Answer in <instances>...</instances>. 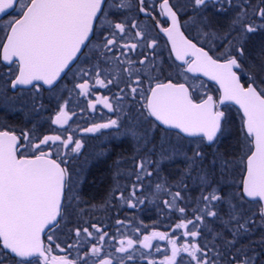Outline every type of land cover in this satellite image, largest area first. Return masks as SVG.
I'll return each mask as SVG.
<instances>
[{"label":"snow or ice","instance_id":"snow-or-ice-1","mask_svg":"<svg viewBox=\"0 0 264 264\" xmlns=\"http://www.w3.org/2000/svg\"><path fill=\"white\" fill-rule=\"evenodd\" d=\"M138 4L141 13L155 19L144 6L145 0H138ZM113 7L130 10L131 0H120L119 3H109V0H0V14L10 15L9 10L18 12V16L5 25V42L0 43V60L16 65L14 78L10 79L11 89L31 86L39 92L47 86L55 92L62 74L72 70L70 65L78 55H88L82 53V49L88 47L97 25L100 28L107 25L115 30L103 38V47L109 51L117 45V33L124 34L129 27L136 29L135 36L148 48L155 50L158 47L157 39L151 38L147 28H141L137 23H114L109 19V9ZM230 7L239 10L228 26L214 28L208 10L214 8L216 14H220ZM159 15L166 18L168 26L161 25L159 20H156V26L167 36L171 52L181 62L177 66L178 74L201 73L219 85L221 95L215 98L205 93L198 102L185 83H174L172 79L160 81L148 76L142 68L134 69L133 62L128 60L129 66L123 72L129 78L135 74V79L127 85L129 95L133 100L139 96L143 103L139 109L132 106L127 111L121 109V115L116 119L94 123L84 131L98 133L102 129L123 128L124 135L136 142L138 150H144L145 158L139 160L137 167L148 176L152 172L146 169V163L159 167L165 161L181 159L184 167L178 186L187 189L185 181L195 179L201 188L202 206L198 211L202 215H196L195 220L181 218L175 225L174 231L183 230L182 236L192 238L183 243H178L179 237L172 238L168 233L157 231L144 235L139 241L130 237L120 239L116 252L127 255L116 259V264L132 260L130 250L138 243L151 249V242L157 238L167 240L171 245V254L165 255L159 264H178V258L179 264H185L182 254H187V264H221L225 253L215 246L216 239L223 241L227 264H264V235L246 245L240 243L241 237L250 236L254 227L264 228V41L249 47L252 36L264 33V0H259L256 6L250 0H243L239 5L234 4V0H187L186 3L160 0ZM189 24L196 30L195 39H190L182 30ZM202 43L209 47L206 49ZM123 47L134 51L138 44ZM152 55H155L154 51ZM147 61L145 56L139 64L147 67ZM151 71L160 69L152 63ZM145 76L154 81L146 89L143 86ZM242 76L246 77L243 82ZM95 77V84L105 88L121 79L119 73L107 81L100 78L99 72ZM77 87L82 95H88L91 85L85 81ZM14 100L7 91L0 92V105L11 106ZM229 103L239 106L241 122L234 143L221 148L225 138L233 134L226 112L222 110V106ZM97 104L115 111L108 96L97 97L89 107L95 111ZM66 107L65 104L61 108L53 123L61 127L68 123L72 117ZM154 121L178 130L179 142L170 139L171 134L160 129ZM160 131L163 135L157 140L156 133ZM180 133L198 139L185 143ZM188 144L194 147H188ZM57 145V158H53V146ZM69 145H73L71 153L77 154L84 147L71 135L66 138L45 135L33 143L28 132L17 135L14 131L0 130V252L12 254L14 264H114L115 254L104 252L103 242L108 233L95 224L91 227L99 234V246L91 244L90 249L83 255L78 253L76 259L53 254L54 229L70 215L72 202H79L78 187L83 182L81 174L69 172L67 159L60 155L59 149H68ZM209 148L211 152L207 151ZM151 156L158 159L153 161ZM141 178L138 173L136 179ZM156 187L170 191L161 184ZM136 189L137 185H133L131 195L142 204L144 201L136 197ZM120 198L124 199L123 193ZM180 200L183 197L178 190L164 204L183 217L186 209L179 206ZM252 203H255L256 211L249 212L244 205ZM128 204L132 208L137 206L131 200ZM218 206H226L227 221H223ZM205 217L231 224V239L209 228L208 231L213 232V246H202L198 225L203 224ZM189 225H193L192 229ZM46 230L53 234L46 235ZM81 232L87 237L93 236L88 228H77L76 236L79 237ZM55 247L59 249L60 245ZM0 264H4L2 256Z\"/></svg>","mask_w":264,"mask_h":264},{"label":"flooded vegetation","instance_id":"flooded-vegetation-1","mask_svg":"<svg viewBox=\"0 0 264 264\" xmlns=\"http://www.w3.org/2000/svg\"><path fill=\"white\" fill-rule=\"evenodd\" d=\"M120 0H109V3H119ZM159 2L160 0H145V7L152 12L155 19L146 16L139 11L140 5L138 0H131L132 7L130 10H120L118 8L109 9V19L114 23L125 22L127 24L137 23L141 28H147L151 38L158 41V47L155 50L148 48L136 36V29L128 28L126 33H117V45L113 46L109 51L103 47V38L108 36L109 32L115 31L114 29L100 28L97 25L96 34L90 38L88 47L82 50L77 60L73 62L71 71L62 74V78L58 81L59 88L52 92L48 90L47 86H43L39 92L31 86H21L17 89H11L10 79L14 78L16 73V65H5L0 60V92L7 91L9 96H14L15 100L11 106L5 107L0 105V130L14 131L17 135L23 132H28L32 142H38L40 138L45 135H61L67 137L71 135L73 140H80L84 147L80 153H71L70 149L73 145H69L68 149L60 148V155L65 156L67 159V167L69 172L73 175L81 174L83 182L78 187L79 202L73 201L71 213H75V220L78 222L89 223V231L93 232L92 237H87L86 234L81 232L78 237L75 234V248L77 254L83 255L85 250L90 249L91 244H98V233L91 227L98 222L114 223L116 227V234L105 237V242H116L125 237H130L137 241L142 240L146 235L144 223L146 221V199L150 200L151 196L146 194V191L153 190V199L157 203V166L155 164L145 165L148 171L152 172L151 176L145 175L137 167L140 159L145 158L143 149L138 150L136 142L129 136L124 135V129H102L98 133H88L84 129L91 127L94 123H104L108 119H116L121 115V109L127 111L130 106L139 109L143 101L139 96L135 100L129 95V88L127 85L131 84L135 79V74L129 78L123 69L129 65L126 61L133 62L134 69L142 68L148 76H153L160 81L167 82V79H172L174 83H185L189 86L190 91L193 93V98L199 102L204 94L212 95L215 98L220 96V91L216 85L210 83L200 76H194L192 73L178 74L177 66L181 65L180 61L175 59L174 53L171 52V46L165 35L159 31L156 26V20L160 21L163 26H168L166 18L159 15ZM181 3H186L187 0H180ZM240 0H234V4L239 5ZM255 6L259 4V0H253ZM211 9V8H210ZM214 9V8H212ZM215 10V9H214ZM239 9L237 7H230L226 12L219 14L220 25L213 22V27L222 28L226 24L224 22L233 16ZM210 15V14H209ZM211 16V15H210ZM212 18V17H211ZM187 19V17H184ZM107 29V30H105ZM185 35L190 39H195L194 27L185 25ZM6 32H4L5 36ZM4 36L0 37V43L5 42ZM137 43L138 48L130 51L123 46L125 44ZM206 49L208 44L202 43ZM153 51L155 55H152ZM145 56L148 57L146 62L147 67L141 66L139 61ZM119 58V59H117ZM125 61V63H121ZM155 63L160 69L158 72L151 71V64ZM11 69V71L9 70ZM100 73V78L111 79L116 73H119L121 79L118 83L110 84L107 88L95 84V73ZM187 77V79H185ZM246 78V77H245ZM244 78L242 77V82ZM88 81L91 85L88 95H82L81 90L77 87L80 83ZM197 81L198 85L203 84L204 87L211 86L212 93L204 91L202 95H197L194 88V82ZM147 76L143 77V86L147 88L149 83ZM121 89L124 91L122 92ZM99 96H108L113 103L115 111H109L103 105L97 104L95 111L89 107L90 102H94ZM120 96L122 99L117 100L116 97ZM67 105L66 111L72 117L66 125L61 127L53 123L56 115L59 113L64 105ZM234 109L240 117L241 113L237 108L232 105L222 106ZM153 119L154 118H150ZM154 123L160 128L173 134L175 131H169L162 128L157 121ZM183 137L182 135H180ZM157 139V133H156ZM192 141L183 137V142ZM57 146H53L54 156ZM153 161L157 160L156 156L149 157ZM141 174V180H137V174ZM133 185H137L136 197L143 199V203L132 197ZM171 186V184H167ZM171 188H180L178 184H174ZM123 193L124 199L120 198ZM131 200L136 203V207L129 206L128 201ZM74 209V210H73ZM73 214L71 217H73ZM67 216L60 223V226L65 222ZM154 218H157V209H154ZM117 221H123L118 224ZM134 221V222H133ZM131 222L138 225H130ZM59 226V227H60ZM85 227H80L83 229ZM120 229V231H119ZM136 229H139L137 232ZM55 230V229H54ZM47 234H52L48 232ZM114 237V239H112ZM109 242V243H110ZM45 243H49L45 236ZM53 253L56 248L55 242H52ZM60 253L65 255V249ZM171 249V248H170ZM131 251L133 259L125 261V264H144L145 262V248L139 243ZM126 256L127 254H123ZM186 255V254H184ZM59 256V255H58Z\"/></svg>","mask_w":264,"mask_h":264},{"label":"rangeland","instance_id":"rangeland-1","mask_svg":"<svg viewBox=\"0 0 264 264\" xmlns=\"http://www.w3.org/2000/svg\"><path fill=\"white\" fill-rule=\"evenodd\" d=\"M239 4L243 3V0H240V2H238ZM250 3L255 6V3L253 2V0H250ZM208 15L210 14L212 17V21L217 24L220 25V19H219V14H216L214 9H209L208 10ZM251 15V13H250ZM18 16V12H15L14 14H11L9 16H7L6 18H4V20L1 21L0 23V37L4 36V32H6V28L5 25L7 24L8 20L12 19L13 17ZM231 20L228 19L224 22L225 23H229ZM228 26V24L226 26H223L222 28H226ZM194 34L196 36V30L194 28ZM261 41H264V33H257L254 36H252L251 41H250V45L249 47H251L253 44L255 45H259L261 43ZM209 47V45H208ZM219 51H223V49H219ZM245 80L246 78L244 76H242ZM243 79V80H244ZM194 88L196 90V94L197 95H202V93L204 91L212 93L213 89L211 86L209 87H204L203 84L198 85V82L195 81L194 82ZM205 93V92H204ZM207 94V93H206ZM223 110L226 112V116L228 117L229 121H230V127L232 129V135L228 136L227 138H225V140H227L228 138L232 137V140L234 141V137L237 134V129L239 128L240 122H241V117L240 115L232 108L230 107H225L223 108ZM162 135L158 136L159 139ZM170 139H173L176 142H179V137H175L174 135L169 137ZM224 140V142L221 145H226V141ZM186 143V142H185ZM188 147H194V145L188 144ZM225 147V146H223ZM158 159V157H157ZM164 165H168L167 167V171L171 172L169 173L170 175V180L171 182H169L172 185L174 184H178V183H173L175 179H177V176L180 177L181 173L176 174L174 173V171L177 170V166H179V171L181 172V169H183L184 167V163L181 159H176L175 161H165L164 163H162L161 165H159V167H157V174L160 173L161 168ZM181 168V169H180ZM176 177V178H175ZM159 181L158 176H157V182ZM161 182V183H160ZM185 183H187L188 187L187 189H184L182 187L180 188H176L173 189V191L170 193V191H165V190H158L157 189V200H161L160 204L157 203V216L159 219L163 218L164 220H166V216H168L169 214H171L170 212H173L175 209H170L168 208L166 205H164V201L165 200H171V194L178 191L179 189H184V190H179L181 191V194L186 195V192H189L190 196V200L193 199L192 193L194 194L195 198L191 201L186 202L188 209L190 210L191 213H194L195 216L196 215H202V213H200L198 211L199 207H201V203H200V196H201V188L198 186V184L196 183L195 179L193 180H187L185 181ZM157 184H161L164 185L165 187H170L167 186V183H165V179L164 177H162V180L159 181V183ZM192 192V193H191ZM187 196V195H186ZM183 197V196H182ZM244 207L246 209L249 210V212H253L256 211V205L255 203L252 204H245ZM219 211H220V216L223 218V221H227L228 217L225 218V213L227 212V208L226 206H218ZM74 210V209H73ZM72 213L70 212V215L67 216L64 224H62L60 227L56 228L54 230V234H53V242H55L56 244L60 245V248H63L64 246H66L70 241L75 242L76 239H74V237L71 236V234L74 233V230L77 226V224H75V213L73 214V217H71ZM195 216L194 218L191 220H195ZM227 216V215H226ZM257 221L258 218L256 217ZM134 222V221H133ZM165 225H169L166 223H164ZM70 227H67V226ZM131 226L133 225L132 223L130 224ZM135 227H136V223H134ZM149 227L151 225H148ZM200 227V230L202 232V236L199 238V242L201 243V245H205L207 244L209 247L213 246V232L208 231L209 228L213 229L214 231L217 232H221L227 239H231V232L230 229L232 228L231 224H226L224 222H222L221 220H218L216 218L213 217H205V220L203 222V224L198 225ZM193 225H189V229H192ZM145 228H147V224L145 225ZM63 229V230H62ZM151 230V229H150ZM264 235V228H260V227H254L253 228V232L250 236H243L241 237L240 243L241 244H248L250 240H258L260 239V237ZM176 237H179L178 243H183L185 240H191V237H184L182 236V234H178L176 235ZM215 246H217V248L220 251H223L225 253V259L221 262V264H227V251L225 250V248L223 247V241L216 239L215 240ZM56 248V247H55ZM59 248V249H60ZM57 250V248H56ZM257 251H259V249H257ZM211 254V253H210ZM61 256V255H59ZM182 257L185 261V264H187V254L184 255L182 254ZM178 264H179V258H178Z\"/></svg>","mask_w":264,"mask_h":264},{"label":"trees","instance_id":"trees-1","mask_svg":"<svg viewBox=\"0 0 264 264\" xmlns=\"http://www.w3.org/2000/svg\"><path fill=\"white\" fill-rule=\"evenodd\" d=\"M235 14V13H234ZM234 14H231L230 16H234ZM226 25L229 24V23H225ZM225 25V26H226ZM160 135H163V131H160V132H157V140H159V137ZM173 134H171L172 136ZM226 141V145H221V148H226L230 143H234V141L232 140V137L228 138ZM225 146V147H223ZM207 151L211 152L212 149L209 148L207 149ZM167 167L168 165H164L161 170H160V173L157 174L158 176V179L159 181L162 180V177H164L165 179V183L167 184H170L169 182H171L170 180V175L169 173L171 172H168L167 170ZM167 169V170H166ZM181 169V168H180ZM174 173L176 174H179L181 173L179 171V166H177V170L174 171ZM239 175V173H238ZM176 178V177H175ZM180 177L177 176V179L174 180L173 183H178ZM159 181L157 183H159ZM189 181V180H188ZM161 183V182H160ZM167 189H170V193L173 191V189L175 188H171L170 187H165ZM179 190H184V189H179ZM192 193V192H191ZM146 194L147 196L150 195L151 196V199L150 200H147L146 199V210H150V213H146V221L144 223V228H145V225L147 224V228H145V233L146 235H150L151 232L153 231H157V232H165V233H168L172 238H176V235H180L182 233L183 230H180V229H175V225L177 223L180 222L181 218H184V219H193L195 214L194 213H191L190 210L188 209V206L186 204V202L188 201H191L195 198L194 194L192 193V198L190 200L189 198V192H186V195L185 193L184 194H181L183 196V200H180L178 201V204L180 207H185L186 209V212L185 214H183V217H182V214L179 213L178 211L174 210L173 212H170L171 214H169L168 216H166V220H164L163 218L159 219L158 216L157 218H154V209L156 208L157 209V203L160 204V202L162 201L161 200H157V203L154 201L153 199V190H150V191H146ZM165 205V204H164ZM73 214V213H72ZM160 217V216H159ZM227 216L225 215V218ZM257 218L259 219V217L257 216ZM169 224V225H165L164 223ZM133 225L134 223L131 222ZM64 224V223H63ZM75 224H77L75 230L77 228H80V227H85V228H90V224L89 223H84V222H78L77 220H75ZM98 227L102 228L104 231L106 232H109L111 235H115L116 234V227H115V224L114 223H108V222H98L96 224ZM136 225H138L136 223ZM148 225H151L150 227ZM67 227H70L69 225ZM151 229V230H150ZM63 230V229H62ZM75 230H74V233L71 234L72 237L75 238ZM120 231V229H119ZM137 240V238H136ZM106 241V239H105ZM103 242L104 244V252L106 253H114L115 256H114V264H116V259L120 258V257H123V253H118L116 252V248L119 247V245L114 242ZM152 248L151 249H145V263L144 264H150V262L152 261H155L156 264H159L160 261H162L165 257V255H170L171 254V251H170V248H171V245L169 244V242L167 240H160V239H154L152 242ZM69 245H72V247H69ZM217 247V246H216ZM159 248L160 250L157 251L156 249ZM63 249H65V255L69 258V259H76L75 258V254H76V248H75V242H69L66 246L63 247ZM60 251V250H59ZM58 250H55V252L53 253L54 255H61V256H65L63 255L62 253H60ZM0 256L4 257V264H14V260L12 258V255L9 253L7 255H5L3 252H0Z\"/></svg>","mask_w":264,"mask_h":264},{"label":"water","instance_id":"water-1","mask_svg":"<svg viewBox=\"0 0 264 264\" xmlns=\"http://www.w3.org/2000/svg\"><path fill=\"white\" fill-rule=\"evenodd\" d=\"M9 12L11 13L12 11L11 10H9ZM6 16L5 15H2V14H0V21L3 19V18H5ZM164 34V33H163ZM165 35V34H164ZM165 37L167 38V36L165 35ZM91 38V37H90ZM167 40H168V38H167ZM169 41V40H168ZM169 44H170V46H171V43H170V41H169ZM83 50V49H82ZM80 55V54H79ZM78 55V56H79ZM2 61V60H1ZM5 65H8L6 62H4V61H2ZM194 76H200V77H203L204 79H206L207 81H209L210 83H212V84H214V85H216L217 87H218V89H219V85L215 82V81H212V80H210L208 77H206V76H204L203 74H201V73H192ZM18 87H21V86H18ZM219 91H220V89H219ZM220 95H221V92H220ZM226 105H232V106H234V107H236L238 110H239V106L238 105H235V104H231V103H229V104H226ZM239 112L241 113V115H242V112L239 110ZM157 123L159 124V122L157 121ZM160 125V124H159ZM162 128H164V129H166V130H169V131H175V132H178V130H176V129H169V128H167V126H164V125H160ZM180 135H182L183 137H185V138H198V137H188V136H186L185 134H183V133H180ZM49 230H46V233L48 232Z\"/></svg>","mask_w":264,"mask_h":264}]
</instances>
